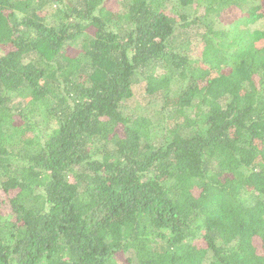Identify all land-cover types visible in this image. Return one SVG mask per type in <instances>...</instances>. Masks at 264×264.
I'll return each mask as SVG.
<instances>
[{
    "label": "trees",
    "instance_id": "obj_1",
    "mask_svg": "<svg viewBox=\"0 0 264 264\" xmlns=\"http://www.w3.org/2000/svg\"><path fill=\"white\" fill-rule=\"evenodd\" d=\"M105 3L0 0V264H264V0Z\"/></svg>",
    "mask_w": 264,
    "mask_h": 264
},
{
    "label": "rangeland",
    "instance_id": "obj_2",
    "mask_svg": "<svg viewBox=\"0 0 264 264\" xmlns=\"http://www.w3.org/2000/svg\"><path fill=\"white\" fill-rule=\"evenodd\" d=\"M119 2V0H106L105 5L109 8V9H116L117 8V3ZM234 12L232 14H229L227 16H223V18L221 19V21L223 23H229L231 22L235 17ZM194 42L191 48H193V54L195 56L199 55L200 52V47L198 46L195 50H194ZM144 99V100H143ZM150 103V104H146V103ZM137 104V106L139 107H143V109H149V116H151L152 121L154 122L155 125H157L156 127L159 128V124L161 122H159V116H160V110L159 107L161 105V101L159 99L153 101L152 98H148V97H144L143 93L141 92V90L137 89L136 90V96H134V100H132L129 105L131 107H134ZM156 107V108H154Z\"/></svg>",
    "mask_w": 264,
    "mask_h": 264
}]
</instances>
